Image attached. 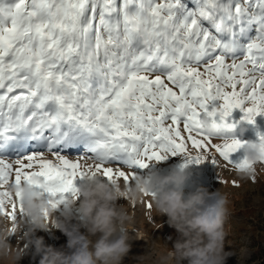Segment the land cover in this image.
<instances>
[{"label":"snow or ice","instance_id":"snow-or-ice-1","mask_svg":"<svg viewBox=\"0 0 264 264\" xmlns=\"http://www.w3.org/2000/svg\"><path fill=\"white\" fill-rule=\"evenodd\" d=\"M234 109L264 115V0H0V214L13 233L24 209L9 189L33 176L63 202L86 173L131 185L170 156L216 165L214 150L251 167L231 159L250 142L223 136Z\"/></svg>","mask_w":264,"mask_h":264},{"label":"clouds","instance_id":"clouds-1","mask_svg":"<svg viewBox=\"0 0 264 264\" xmlns=\"http://www.w3.org/2000/svg\"><path fill=\"white\" fill-rule=\"evenodd\" d=\"M205 126L208 127L207 120ZM241 134L246 131L243 127ZM244 155L251 167L237 169L242 178L253 177L257 165L264 160V143H249ZM151 165H155L153 162ZM191 172L173 168L167 174L150 170L137 175L131 185L115 180L105 181L100 174L86 173L77 186L76 198L58 202L41 193L32 184L42 183L32 177V183L13 186L20 194L24 214L16 222L15 233L22 230L24 247L16 250L8 242L12 228L0 229V255L12 264L34 249L39 264H122L132 248L130 228L133 217L128 203L152 201V209L167 216V223L180 234L173 248L161 258V264H227L231 255L225 250L224 222L229 214L228 194L218 189L209 192L203 186L185 194L184 186ZM154 193V195H152ZM123 198L126 204H118ZM62 208L59 215L56 209ZM75 221V223H73ZM60 230L66 245H47L37 230ZM83 229V231H82Z\"/></svg>","mask_w":264,"mask_h":264},{"label":"rangeland","instance_id":"rangeland-1","mask_svg":"<svg viewBox=\"0 0 264 264\" xmlns=\"http://www.w3.org/2000/svg\"><path fill=\"white\" fill-rule=\"evenodd\" d=\"M219 101L215 102L219 106ZM250 106V105H248ZM244 113L240 109H234L229 122H238L236 128L231 132L223 133L225 138H236L242 142L259 143L260 135H264V115L256 117L254 124H249L242 120ZM219 118L217 117V120ZM241 127L246 129L241 134ZM182 133L183 129L181 128ZM187 136V133H183ZM259 134V135H258ZM219 138H213V143H221ZM33 148L28 149L30 154ZM45 157L54 159L52 153L45 151ZM70 159L76 160L86 154L82 149H76L74 152L67 151ZM188 154L195 156L203 154L208 156L209 153H200L188 143ZM9 153H0V156H6ZM218 163L214 165L210 160L202 164L193 162L187 167L191 172L189 179L184 186L185 194L193 191L198 186H203L209 192H216L218 189L228 194L229 214L224 222L225 231V250L231 255L227 264H260L264 261V163L258 164L255 180L253 177L242 178L237 174L234 165L228 164L214 150L211 151ZM244 157V149L234 153L231 159L238 162ZM15 157H12L14 159ZM82 165L92 164L91 160H81ZM185 163L184 158L180 156H170L168 159L156 162L146 169H138L139 175H145L150 170H157L162 174H167L173 168H181ZM37 170V169H33ZM125 172L131 169L123 168ZM105 181L106 178H103ZM124 183L122 179L119 180ZM235 182V183H234ZM80 180L76 181V184ZM134 183V182H133ZM11 189V188H10ZM9 189V190H10ZM46 196V194H45ZM118 204H126L127 201L121 198ZM152 201L145 198L141 203H128L129 214L133 217L130 228V234L133 235L132 248L129 254L124 258L122 264H161V258L173 248L175 242L180 238L179 232L170 227L167 223V216H161L152 208L149 209L147 204ZM10 210V205L8 206ZM62 211V208L56 209V215ZM20 219L17 213V221ZM75 223V221H73ZM7 226L9 229L13 222L6 216L0 214V229ZM83 231V229H82ZM41 230H37L36 236H42ZM50 240L47 245L56 248L66 245L67 237L58 229H52L45 232ZM22 230L12 233L8 237V242L13 248L19 250L23 248L24 241L21 239ZM34 249L22 257L18 264H39L40 257H33ZM0 264H12V262L0 255ZM186 264V262H185Z\"/></svg>","mask_w":264,"mask_h":264},{"label":"bare ground","instance_id":"bare-ground-1","mask_svg":"<svg viewBox=\"0 0 264 264\" xmlns=\"http://www.w3.org/2000/svg\"><path fill=\"white\" fill-rule=\"evenodd\" d=\"M46 231H43L42 232V237H44V240H46L47 242L50 240V238H48L47 237V235H46V233H45Z\"/></svg>","mask_w":264,"mask_h":264},{"label":"trees","instance_id":"trees-1","mask_svg":"<svg viewBox=\"0 0 264 264\" xmlns=\"http://www.w3.org/2000/svg\"><path fill=\"white\" fill-rule=\"evenodd\" d=\"M260 264H264V261H263V262H261Z\"/></svg>","mask_w":264,"mask_h":264}]
</instances>
